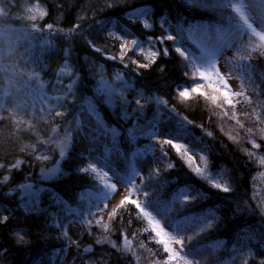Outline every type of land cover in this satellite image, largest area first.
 Segmentation results:
<instances>
[{"label": "trees", "instance_id": "1", "mask_svg": "<svg viewBox=\"0 0 264 264\" xmlns=\"http://www.w3.org/2000/svg\"><path fill=\"white\" fill-rule=\"evenodd\" d=\"M222 2L0 0V24L13 26L20 45L0 72V264H64L74 222L81 229L68 264H165L163 245L134 205L96 219L105 183L138 194L183 240L188 260L264 264V132L252 113L258 107L264 118V44L253 51V34L242 28L247 17L264 29V3L213 7ZM34 5L46 15L32 20ZM117 25L152 42L156 57L133 45L122 50ZM228 48L244 93L234 107L213 103L207 82L198 81L206 95L191 92L195 68ZM173 137L202 154L229 190L162 143ZM128 177L131 184L117 183Z\"/></svg>", "mask_w": 264, "mask_h": 264}, {"label": "snow or ice", "instance_id": "2", "mask_svg": "<svg viewBox=\"0 0 264 264\" xmlns=\"http://www.w3.org/2000/svg\"><path fill=\"white\" fill-rule=\"evenodd\" d=\"M188 3H201L203 4V0H187ZM244 3L247 2V0H243ZM261 3H264V0H261ZM230 6V0H223L222 3L213 5V7H222V8H227ZM30 13H32L34 10L29 8L28 10ZM236 13H241L242 9L237 7L234 9ZM38 15L40 17H43L46 15V12L43 10H38ZM32 20L37 19V15L33 14L30 17ZM259 26V25H258ZM51 28V25L48 26ZM243 29H248L252 30L253 35L258 36L260 41H264V32H256L255 29H253V24L248 22V18L245 17L243 19ZM241 34H244L241 32ZM168 39H172V37H168ZM133 44H137V41H133ZM260 46L257 45L256 47L253 48V51H256L257 48ZM121 48L123 50L124 45H121ZM177 52L180 53V55L184 56V52H181L179 48L176 49ZM165 55L167 54L166 52L164 53ZM152 58L154 59L156 57V52L151 53ZM187 58V57H186ZM142 67H147V65H142ZM195 73L198 74L197 76H194V81H195V86L191 87V92L192 93H199L201 95H206V93L202 92L201 89L204 85H201L198 81H204L207 82V87L212 89L214 92L219 93L220 97L223 98V103L227 105H233V97L237 96H244L243 91L239 92H232L231 89L229 88V85L227 84L225 77L220 74L219 70L217 69V65L215 62V57L213 56L212 58L203 61L200 65V67L195 68ZM219 85H223V88L219 87ZM184 91L179 92V96L182 98H187L189 96V92L187 91V86H185ZM217 96L212 95L210 99L212 100L213 103H216L217 101ZM247 99V97H244ZM57 115H62L61 113L57 112ZM98 124H101L102 127L104 126L99 120ZM113 136L116 134L115 129H111ZM251 131V129H249ZM264 132V130H262ZM179 137H173L172 139H166L162 141L163 144H170L173 149H175L178 153H180L183 156L188 155V150L184 148L182 144L178 143H173V139H178ZM64 147H67V144H64ZM254 148H258L259 145L253 143ZM46 159V157H41ZM189 162L191 164V157H188ZM203 160V157L201 158ZM262 164H264V160L260 161ZM19 163V162H18ZM91 170L93 172L96 171L95 165H91ZM193 170L198 174L203 176L204 171L200 167H194ZM135 175V170H133V176ZM108 178V172H104L103 176L101 179L107 180ZM117 183H120L123 186H127L128 184L132 183V177L128 178H117ZM214 187L221 189L224 192H227L229 190L228 187L224 186L222 187L221 184L216 183L213 185ZM117 184L116 183H105L104 188L107 189L108 191H105L103 196L104 199L106 200L110 195H112L115 190H116ZM131 192V190H130ZM145 196H147V192L144 193ZM125 203L134 205L136 209L139 210V213L142 214L144 218L147 219V223L151 225L152 227V232L155 234V236L158 238V243L163 245V252L167 254V258L165 260V264H189L188 260L185 259L184 255L182 254L183 252V240L177 239L175 236L169 235L163 227H161L159 220L155 219L153 215L150 214L149 211H146V209L149 207L147 203H145L143 206L140 202H138L135 199H130L129 196H125L124 199L120 201V205H124ZM115 213H112L110 215H114ZM103 227L107 230L108 225L105 224ZM102 242V241H98ZM180 245L181 248L180 250H176L173 248L171 245L172 244ZM91 251V248H85V252Z\"/></svg>", "mask_w": 264, "mask_h": 264}, {"label": "rangeland", "instance_id": "3", "mask_svg": "<svg viewBox=\"0 0 264 264\" xmlns=\"http://www.w3.org/2000/svg\"><path fill=\"white\" fill-rule=\"evenodd\" d=\"M32 9L34 10L33 13L36 15L38 14V10H41L39 5H34ZM145 21L147 23L149 22L147 18H145ZM249 21L251 22V24H253V29H255L256 32H264V29H261L258 25H256L251 18L249 19ZM250 33H252V30H250ZM113 36L119 38L122 41L125 49H127L131 45H133L134 47L136 46L137 50L140 51L147 58L151 57L152 52H156V49L152 42H146V43L138 42L137 44H133L132 42L135 40H133L130 37V35H128V33L125 31V29L120 25H117L115 27ZM251 42L255 43L256 45L264 44V41H260L258 36H255V35L252 36ZM216 65H217V69L219 70L220 74L225 77V80L227 84L229 85V88L231 89L232 92H239L241 90L243 91L241 82L238 78V73H239L238 68L235 66L233 62L230 61V49L229 48L223 51V54L217 60ZM249 73L250 72L246 74H247V77L250 78ZM253 87L256 88L255 83H253ZM213 95H216L218 97L216 104L217 103L221 104L222 97H220L219 93H214ZM252 113L255 114L254 115L255 118H257V120L259 121V125L263 126L262 130H264V118H262L261 110L258 109V107H256L252 111ZM235 138H238L240 140L243 139V137H240L237 133L235 134ZM246 140L248 139L246 138ZM248 148L250 149V147ZM186 157L187 159L188 157H191V159H193V162L195 163V165L197 167H200L204 171V176H206V178L209 180L211 184L214 185L216 183H219L221 184L222 187L226 186L221 175L215 176L214 174H210L207 171L205 158L202 154H199L195 151L188 150V155ZM202 157H203V160L201 159ZM137 181H139V178L137 179ZM125 196H129L130 199H135L141 203V199L138 194L130 193L128 188H122L121 186L117 184L115 192L106 199V203L104 205L100 206L101 209L96 213V219L100 222H105L109 214L115 210V208L120 204V201L124 199ZM80 229H81L80 225L76 222L71 223L68 226L67 230L72 239V245L70 246V248L68 249L66 253L64 264L70 263L72 259L74 258L75 248H76L75 244L77 243V240L79 238ZM168 234L172 235V233H168ZM171 246L175 248L176 250H178V246L176 244L173 243ZM185 259L188 260L186 257ZM188 262L189 264H197L195 260H188Z\"/></svg>", "mask_w": 264, "mask_h": 264}, {"label": "clouds", "instance_id": "4", "mask_svg": "<svg viewBox=\"0 0 264 264\" xmlns=\"http://www.w3.org/2000/svg\"><path fill=\"white\" fill-rule=\"evenodd\" d=\"M12 25L0 24V72L6 68L4 60L18 55L19 42L11 39ZM9 63H12L9 59Z\"/></svg>", "mask_w": 264, "mask_h": 264}, {"label": "bare ground", "instance_id": "5", "mask_svg": "<svg viewBox=\"0 0 264 264\" xmlns=\"http://www.w3.org/2000/svg\"><path fill=\"white\" fill-rule=\"evenodd\" d=\"M72 245V244H71Z\"/></svg>", "mask_w": 264, "mask_h": 264}]
</instances>
